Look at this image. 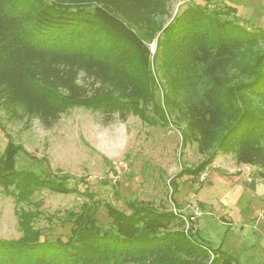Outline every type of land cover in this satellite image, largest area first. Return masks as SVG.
<instances>
[{
    "label": "trees",
    "instance_id": "obj_1",
    "mask_svg": "<svg viewBox=\"0 0 264 264\" xmlns=\"http://www.w3.org/2000/svg\"><path fill=\"white\" fill-rule=\"evenodd\" d=\"M138 1L124 3L130 13L150 0ZM211 1H188L167 25L153 20L144 33L103 0H0V108L48 126L74 108L102 111L106 121L133 114L152 126L171 115L182 146L196 141L206 156L180 176L198 177L223 151L264 179V27ZM90 70L101 85L87 95L77 80ZM21 150L10 140L0 155L2 190L28 205L18 213L21 235L0 237V264H243L184 227V214L137 199L126 212L91 189L71 188L68 173L19 169ZM44 189L88 199L59 217L71 224L64 235H54L55 217L47 216L49 231L38 225L44 212L33 198Z\"/></svg>",
    "mask_w": 264,
    "mask_h": 264
},
{
    "label": "rangeland",
    "instance_id": "obj_2",
    "mask_svg": "<svg viewBox=\"0 0 264 264\" xmlns=\"http://www.w3.org/2000/svg\"><path fill=\"white\" fill-rule=\"evenodd\" d=\"M103 1L128 14L142 32L151 33L153 20L167 25L188 1L194 0H166L162 4L150 0L136 14L124 4L135 0ZM211 2L229 3L248 23L264 27V0ZM137 3L140 4L138 0ZM151 48L155 50L156 40ZM77 83L87 95L97 92L101 85L94 70L81 71ZM0 118L4 126L0 128V155L10 140L21 144L24 151L16 157L19 169L30 168L42 174L68 173L72 177L68 182L71 188L91 189L102 201L112 202L126 212H131L126 204L131 199L164 206L184 214V227L189 217L190 230L193 228L197 238L238 253L243 264H264V179L256 167L238 163L233 153L223 151L198 177L180 176L184 167L193 168L206 156L196 141L182 146V128L177 118L170 115L165 124L159 121L160 125L153 126L133 114L125 120L116 115L106 121L105 113L90 108L71 109L51 126L38 117H10L1 108ZM33 199L41 200L40 209L44 212L39 226L48 228L51 224L47 216L55 217L54 235H64L71 228L70 223L58 224L59 217L68 209H80L88 200L74 192L49 189L37 192ZM20 207L28 205H17L15 197L7 195L0 185V237L21 235ZM105 211L103 206L99 217L108 225L110 219Z\"/></svg>",
    "mask_w": 264,
    "mask_h": 264
},
{
    "label": "built area",
    "instance_id": "obj_3",
    "mask_svg": "<svg viewBox=\"0 0 264 264\" xmlns=\"http://www.w3.org/2000/svg\"><path fill=\"white\" fill-rule=\"evenodd\" d=\"M194 217L192 216L191 217V219H193ZM185 219H186V217H185ZM187 222H188V224H186V228L188 229V227H189V223H190V218L189 217H187ZM188 225V226H187Z\"/></svg>",
    "mask_w": 264,
    "mask_h": 264
}]
</instances>
